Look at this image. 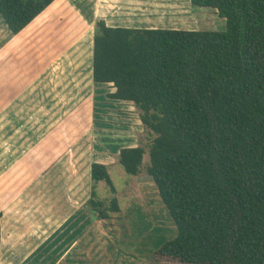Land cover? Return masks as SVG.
<instances>
[{"label":"trees","instance_id":"1","mask_svg":"<svg viewBox=\"0 0 264 264\" xmlns=\"http://www.w3.org/2000/svg\"><path fill=\"white\" fill-rule=\"evenodd\" d=\"M55 0H0L12 34ZM217 10L224 30L109 25L97 20L92 78L111 101L131 103L154 135L147 173L177 234L153 262L264 264V0H190ZM146 149L119 162L142 172ZM89 208L121 210L106 165L91 164ZM106 181L111 197H99ZM1 217V215H0ZM1 244V223H0Z\"/></svg>","mask_w":264,"mask_h":264},{"label":"crops","instance_id":"2","mask_svg":"<svg viewBox=\"0 0 264 264\" xmlns=\"http://www.w3.org/2000/svg\"><path fill=\"white\" fill-rule=\"evenodd\" d=\"M95 2L55 0L17 35L11 33L0 16L1 25L10 36L8 46H0V264H89L87 244L81 243L87 232L101 225L103 232L105 229L116 233L123 225L124 220L114 218V214L105 220L92 214V163L79 168L88 154L87 148L79 150L85 138L79 132L94 120V88L100 86L92 78L93 40L88 72L91 92L73 107L69 105L70 98L83 95L84 90L76 83L72 88L69 78L67 87H60L67 89L69 98L57 92L52 87V76L39 71L38 54L32 57L31 47L21 48L30 38L27 31L36 21L44 22L46 13L65 11L60 9L63 4L87 21L95 15ZM94 31L95 28L93 36ZM21 49L24 53L30 51L25 57V70L18 67L22 63L17 55ZM85 56H80L81 64L87 62ZM73 112L82 114L74 125L70 120ZM88 120L91 123L87 125Z\"/></svg>","mask_w":264,"mask_h":264},{"label":"rangeland","instance_id":"3","mask_svg":"<svg viewBox=\"0 0 264 264\" xmlns=\"http://www.w3.org/2000/svg\"><path fill=\"white\" fill-rule=\"evenodd\" d=\"M61 6L60 9L65 11H50L43 17L44 22L33 23L27 31L30 38L21 48L27 50L31 47L32 57L38 54L39 71L52 76V87L57 92L69 98L67 89L60 90V87H67L69 78L72 79V88H75L76 83V87L84 90L83 95L74 94L70 98L71 107L84 100L85 93L91 92L88 78L89 56L97 20L126 26L212 30L226 28V21L219 16L217 10L194 6L190 0H97L94 3L95 15L87 18V21L76 16L70 11L71 8H65L63 4ZM63 34H66V37ZM9 39V33L0 21V46L7 47ZM66 39L68 41H64ZM27 53L21 49L17 54L20 56L18 61L22 62L18 67L22 70L26 67ZM85 54L87 62L81 64L79 58ZM96 88L93 102L94 120L92 123L85 121L87 125H91L79 132L82 133V138L85 137L79 150L88 149L86 159L80 162L79 168L83 169L85 163L89 165L93 162L106 165L116 188L115 196L121 205L119 213L114 212L111 216L114 214V218L119 217L124 222L119 226L120 231L116 228V233L107 232L105 229L103 232L102 226L99 225L93 226L86 236L84 235L81 243L83 242L84 246L87 244L89 264H177L151 261L153 253L162 243L177 234L175 224L159 197L157 187L147 173L150 163L147 151L154 135L141 123L138 108L131 103L108 99L106 93L110 89L104 85ZM78 116L81 117L82 114L72 113L70 120L73 125L78 121ZM72 137L74 139L76 135L72 134ZM125 146H143L146 149L142 172L139 175L129 174L119 162L118 152ZM92 183L91 178V188ZM95 191L99 197H111L109 185L104 180L96 183Z\"/></svg>","mask_w":264,"mask_h":264}]
</instances>
